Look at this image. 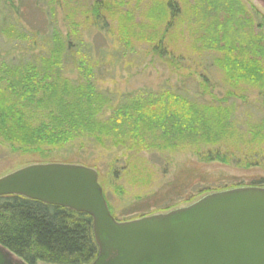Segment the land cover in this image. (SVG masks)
I'll list each match as a JSON object with an SVG mask.
<instances>
[{"label":"rangeland","instance_id":"1","mask_svg":"<svg viewBox=\"0 0 264 264\" xmlns=\"http://www.w3.org/2000/svg\"><path fill=\"white\" fill-rule=\"evenodd\" d=\"M97 1L0 0V89L6 87L1 81L10 78L7 70L40 52L42 37L51 34L53 29L84 35L85 43L92 50L90 64L95 67L96 84L117 99L148 89L157 93L180 91L193 102L208 104L226 97L229 72L240 77L236 73L237 64L260 69L264 77V21L256 19L254 13L256 10L264 18V2L176 0L182 13L177 23L171 24L172 17L164 7V0H104L107 10L103 14L109 27L103 30L104 23L99 24L91 13ZM127 32L133 37L129 40V49L121 45L125 42L117 41L121 33ZM159 36L167 39L172 55L168 59L152 52L149 41ZM87 52L85 49L84 53ZM215 59L223 65L214 63ZM226 65L233 67L227 72L223 70ZM241 80L251 82L245 76ZM241 88L244 90L230 99L235 118L249 128L264 129V89L242 85ZM235 137L239 145L250 142L248 137ZM167 149L165 154L170 158L165 173L166 160L161 158L165 154L153 157L157 167L142 161L143 154L135 155L122 146L106 149L89 146L84 151L74 148L70 155L79 154V160L87 163L79 165L95 168L108 207L118 222L152 216V213L157 215L159 209L168 205L186 207L183 200L197 196L201 186L223 192L254 187L250 184L260 180L262 184L257 188H264L263 168L247 170L218 162L205 163L191 151L183 150V146L174 151L171 147ZM248 149L243 148V152L248 153ZM250 149L249 154L255 158H264L262 138L251 143ZM62 155L56 156L57 161ZM40 161L37 155H14L0 147V178ZM133 166L141 171H132ZM117 167L128 173L113 181L111 169ZM175 193L179 195L170 199Z\"/></svg>","mask_w":264,"mask_h":264},{"label":"trees","instance_id":"2","mask_svg":"<svg viewBox=\"0 0 264 264\" xmlns=\"http://www.w3.org/2000/svg\"><path fill=\"white\" fill-rule=\"evenodd\" d=\"M103 1H97L91 13L99 24L104 23L101 29L107 30L109 25L103 14L107 9ZM163 3L171 14L170 23H177L182 11L176 0H164ZM254 13L256 19L264 21L256 10ZM130 38L133 39L130 33H121L117 41L125 42L121 45L129 49ZM41 40L40 52L8 69L10 78L1 81L6 87L0 89V147L9 153L37 155L41 161L32 165H79L85 162L79 160V154L70 155L74 148L84 151L89 146L95 149L122 146L131 149L135 155L143 154L142 161L157 167L153 157L165 154L169 147L174 151L183 146V150L191 151L200 162H218L247 170L264 169V158L249 154L251 143L255 144L260 138L264 141V129L249 128L238 121L230 103L236 93L244 90L241 85L264 89L260 69L237 64L236 73L240 77L231 76L233 73L229 72L226 97L208 104L193 102L189 95L180 91L157 93L148 89L117 99L101 91L96 84L95 67L90 64L92 50L85 43L83 34H64L53 29ZM149 43L153 53L164 59L172 56L166 38L159 36ZM85 49L89 53H84ZM115 54L118 61L119 54ZM214 63L223 65L219 59ZM231 67L226 65L223 70L228 72ZM243 76L251 82H240ZM201 78L204 80V76ZM236 135L248 137L250 142L239 145ZM243 148H249L248 153L243 152ZM60 153L63 155L57 161L56 156ZM161 158L166 160L165 173L170 157L165 154ZM131 168L135 172L141 171L136 166ZM111 172L113 181H119L128 173L119 167ZM258 184H262L260 180L250 186L258 187ZM201 187L197 196L183 200L185 206L222 191ZM175 195L179 194H173L170 199ZM176 206H164L156 214L180 207ZM110 211L113 215L112 209ZM0 245L26 264H92L99 253L90 216L20 196L0 197Z\"/></svg>","mask_w":264,"mask_h":264},{"label":"water","instance_id":"3","mask_svg":"<svg viewBox=\"0 0 264 264\" xmlns=\"http://www.w3.org/2000/svg\"><path fill=\"white\" fill-rule=\"evenodd\" d=\"M4 196L90 216L99 249L92 264H264V188L217 192L167 213L118 222L97 171L48 163L0 178ZM0 264L26 263L0 245Z\"/></svg>","mask_w":264,"mask_h":264}]
</instances>
